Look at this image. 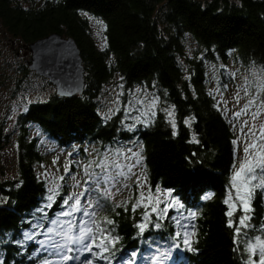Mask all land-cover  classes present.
I'll use <instances>...</instances> for the list:
<instances>
[{"label":"trees","instance_id":"1","mask_svg":"<svg viewBox=\"0 0 264 264\" xmlns=\"http://www.w3.org/2000/svg\"><path fill=\"white\" fill-rule=\"evenodd\" d=\"M89 19L100 27L101 46ZM0 26L23 49L54 31L72 36L84 67L80 96L53 94L29 103L19 114L17 173L0 180V264H44L46 259L56 264L59 257L51 254L50 247L44 250L41 242L50 240L51 234L45 235L55 227L50 220L66 210L61 205L74 192L68 186L72 175L84 176L76 193L97 188L95 183H84L89 179L86 169L106 181L91 193L94 203L98 198L101 205L95 219L112 220L102 226L116 238L104 253L108 260L94 264H245L249 258L258 264L259 254L250 256L243 234L240 238L235 233L239 212L231 218L233 227H228V206L223 201L234 192L230 179L235 134L208 92L205 61L225 62L229 50H235L264 68V0H41L27 6L0 0ZM185 34L197 44L191 56L185 51ZM20 66L28 71L27 65ZM115 76L123 101L136 85L159 96L162 106L151 124L129 131L121 127V108L107 120L100 115L98 97ZM163 106L172 107L175 128ZM29 124L61 149H71L74 157L67 163V173L61 174L64 179L51 207H47V182L36 172L45 154L37 147V137H28ZM133 140L140 143L146 187L139 191L133 180L119 191L121 199L114 200L107 182L110 167L105 171L96 165L106 146ZM149 191L151 204L145 199L133 211L141 193L147 197ZM250 206L251 223L260 231L264 229L260 192ZM165 207L167 213L161 216ZM182 210L190 217L178 223ZM83 218L80 213L59 217L77 223ZM140 224L145 225L143 232ZM187 229L192 250L183 244Z\"/></svg>","mask_w":264,"mask_h":264},{"label":"rangeland","instance_id":"2","mask_svg":"<svg viewBox=\"0 0 264 264\" xmlns=\"http://www.w3.org/2000/svg\"><path fill=\"white\" fill-rule=\"evenodd\" d=\"M15 1L27 6L31 4L32 1L39 3L41 0ZM89 21L93 37L97 45L101 46L103 40L100 27L95 20L89 19ZM184 44L186 54L191 56L197 46L196 42L189 34H185ZM23 51L24 49L21 47L20 42L17 41V39H13L10 34L5 33L0 26V180L14 178L17 173V156L19 153L17 136L20 128L19 114L26 110L29 103L47 100L51 95L56 94V87L48 78L37 75L33 71H30L28 67L27 72H23L20 69L21 63L27 65L23 59L30 57V52L24 55ZM16 52H18V54H16ZM238 54L239 53L235 50H229L225 62L221 60H217L216 62L205 61L208 92L212 95L217 108H219L220 112L229 122L235 134V166L231 176L235 168L239 167L240 161L245 156V146L253 142L250 140L252 135L250 129L254 130L256 136L259 137L260 126L264 124V68L254 62L253 59L250 58V61H246ZM117 80L118 77L115 76L111 83L103 87L102 93H100L98 97L100 115L107 120L121 108V127L129 131L135 130L140 126L151 124L155 119L158 107L162 106L159 96L146 87L136 85L130 92H127V100L123 101V90ZM245 89H247V94L245 93ZM253 98H255V103L248 106L246 113H241V110L247 105L248 100ZM153 99L156 100L154 106L151 104ZM137 101L140 102L138 103ZM165 111L167 115L166 119L170 122H174L172 107H166ZM169 112L172 113L171 116H169ZM257 112H259V115L256 119H253L252 114ZM236 113H241V115L236 116ZM28 130V137H37V147L45 154L44 162L36 164V172L40 178H43L47 182L49 190L53 188L57 189V186L61 183V174L65 172L66 166H69L67 164L68 161L74 158L70 155L71 149H61L59 146L55 145V143L45 139L39 134L38 129L33 124H29ZM255 142L264 143V140H256ZM106 147L107 148L102 153L101 161H105L107 167H110L107 173V178L109 180L107 182L111 184L108 189L109 193L113 194L114 200L121 199L122 194L119 191H124L133 180V183H136L139 191L144 189L147 182L140 162V143L133 140L123 146L113 143L112 147ZM92 148H94V146ZM114 165H119V167L117 168ZM257 172L259 173V170H257ZM117 173H123V175L117 176ZM71 177L68 180V186L70 190L76 192L78 187H73V185L77 181L80 182L83 180L84 176L83 173L80 174L77 172L75 180ZM102 181L106 184L104 179ZM138 182L140 186H138ZM257 182L258 181H253V183ZM257 189L259 191H257ZM259 192L264 200V188H255L251 200L255 194ZM48 194L51 195L50 192ZM232 194L234 196L235 192ZM91 198L94 203L92 196ZM155 202L156 201H154V203ZM172 206H175V204ZM95 211L97 214V209H95ZM236 212L240 213L238 219L244 215L239 205H237V208L234 210V213ZM180 214L181 217H178L176 220L178 223H180L182 219L188 220L187 218L190 217V213L188 214L187 211L183 214L182 210ZM249 215L252 216V210ZM83 219L88 220L90 218L84 217ZM251 222L252 219L248 221L251 225L250 227L241 229V234H243L242 237H244L246 244H255V238L257 236L264 239V229L256 231L255 229H257V227H254ZM261 227L264 228V226ZM183 236L184 238L186 236L190 237L188 229ZM239 237L242 238L240 235ZM243 244L247 248L244 242ZM257 253L259 254L258 250Z\"/></svg>","mask_w":264,"mask_h":264},{"label":"snow or ice","instance_id":"3","mask_svg":"<svg viewBox=\"0 0 264 264\" xmlns=\"http://www.w3.org/2000/svg\"><path fill=\"white\" fill-rule=\"evenodd\" d=\"M245 93L247 94V89H245ZM239 95V94H237ZM138 103L140 101H137ZM156 100L153 99L151 104L154 106ZM255 103V98L249 99L245 108L241 110V113H246L248 106ZM241 113H236V116L241 115ZM169 116L172 115L171 112L168 113ZM154 115V113H153ZM259 115V112L253 113V119ZM173 128H175V123L173 122ZM252 135L250 140L253 142L247 144L244 148L245 156L240 161L239 167L235 168L233 175L231 176V188L234 190L235 195L233 196L232 192L228 193L227 198L223 201L224 204L228 206V211L226 215L229 217L228 227H233L232 217L234 215V210L239 205L240 210L243 211L244 215L239 217L238 225L235 228L236 235L241 234L242 228L250 227L251 225L248 223L250 221L251 216L249 213L251 212L250 201L252 198V194L255 188H264V143H256V140H264V124L260 126V136L257 137L254 130L250 129ZM175 134V133H174ZM103 170H107V163L105 161H101L96 165ZM115 167H119V165H114ZM88 167H91V163ZM259 170V173L257 172ZM65 171L67 173L68 168L66 166ZM86 174L89 179L85 180L84 183L91 185L95 183L97 188H84L80 192H73L70 195H67L66 198L63 199L61 207L66 209L57 214V218L51 219L50 224L55 227H49L45 235L51 234V236L59 237V240L51 239L49 241H42L41 247L44 250L47 248H51V254L59 257V260L56 261V264H68L69 261L78 262V264H94V261L104 259L108 260L104 253L109 251V245H113L116 241V238L110 235L102 224H112L113 221L107 218H104L102 221L98 222L96 217L95 209L101 207L99 203V199H95V203L92 202L91 193L96 191L99 188L101 181L104 179L97 173H89L86 169ZM123 175V173H117V176ZM75 180V176L71 177ZM61 180L64 177H60ZM115 179V178H113ZM253 181H258L257 183H253ZM80 182L77 181L73 187H79ZM138 186L139 182H138ZM58 187V186H57ZM52 194L48 196L49 204L47 207H51V202H53L54 197L58 195L56 188L49 190ZM107 193V189H105ZM210 198V197H206ZM147 199L149 204L153 201V196L151 195V191L147 197L141 193L140 198L136 200L133 204V211L135 208L140 206L142 201ZM82 200L84 203H82ZM127 202H125L126 205ZM159 204V200H156V204L152 205V211H157V205ZM118 207L120 205H117ZM148 205H145L147 207ZM76 213H80L82 217H89L90 219L84 220L81 219L78 223L74 222V220H61L59 217H74ZM167 213V207L161 210L160 215H164ZM147 212L145 213V219H147ZM194 215V214H193ZM159 226V225H157ZM140 230L143 232L145 225H138ZM26 238L32 239L33 237L28 233H25ZM255 244L248 243L247 251L250 254H255L258 250L259 252V261L258 264H264V239H261L259 236L255 238ZM192 241L186 236L183 240V244L191 249ZM94 248H98L99 252L93 251ZM83 257V259H82ZM44 264H53L51 260H45ZM110 264V262H109ZM245 264H253L251 259L247 260Z\"/></svg>","mask_w":264,"mask_h":264},{"label":"water","instance_id":"4","mask_svg":"<svg viewBox=\"0 0 264 264\" xmlns=\"http://www.w3.org/2000/svg\"><path fill=\"white\" fill-rule=\"evenodd\" d=\"M24 58L30 71L53 83L58 96H80L84 88V67L80 49L72 36L51 32L24 46ZM18 54V52H17Z\"/></svg>","mask_w":264,"mask_h":264}]
</instances>
